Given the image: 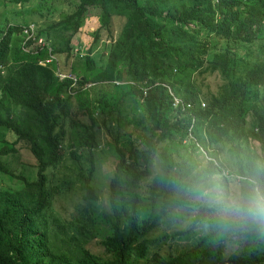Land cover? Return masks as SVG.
I'll return each instance as SVG.
<instances>
[{
    "label": "trees",
    "instance_id": "16d2710c",
    "mask_svg": "<svg viewBox=\"0 0 264 264\" xmlns=\"http://www.w3.org/2000/svg\"><path fill=\"white\" fill-rule=\"evenodd\" d=\"M61 1L0 0L22 19L0 24V132L15 140L0 177L17 184L0 186V264H264V238L230 242L178 215L153 165L225 150L264 163V0H76L55 19ZM91 18L100 26L83 47ZM209 73L222 76L214 95L198 82ZM18 144L35 175L1 161ZM110 153L99 187L95 155ZM72 191L83 203L63 225L55 203Z\"/></svg>",
    "mask_w": 264,
    "mask_h": 264
},
{
    "label": "clouds",
    "instance_id": "9594fccd",
    "mask_svg": "<svg viewBox=\"0 0 264 264\" xmlns=\"http://www.w3.org/2000/svg\"><path fill=\"white\" fill-rule=\"evenodd\" d=\"M155 85L166 86L173 100L179 99L183 106L184 101L168 83ZM153 165L178 215L198 218L206 229L230 242L239 243L251 236L264 238V163L250 162L225 150L187 162L157 156Z\"/></svg>",
    "mask_w": 264,
    "mask_h": 264
},
{
    "label": "rangeland",
    "instance_id": "374dc122",
    "mask_svg": "<svg viewBox=\"0 0 264 264\" xmlns=\"http://www.w3.org/2000/svg\"><path fill=\"white\" fill-rule=\"evenodd\" d=\"M76 3V0H63L61 2H57L53 5V17L55 19H58L59 15L63 13H71L74 11V5ZM11 12H14L13 6L12 5H0V24H7L8 22H14L19 23L21 22L22 19L21 17L16 16L15 14H12ZM38 21V16H35L34 18L30 17L28 18V21ZM115 22L113 23V32L116 31V37L119 35V32L122 28L123 21L121 19L119 20H114ZM100 26V20L97 18H91L89 19L84 27L82 28L80 34L77 36V41L78 43H81L83 47H86L90 41L91 37L94 32L97 31V29ZM106 37V36H104ZM247 47V48H246ZM254 48V47H253ZM26 52H30L29 50H25ZM48 51V56L50 54V49ZM240 53H247L251 52L249 45H246L245 47H241L239 49ZM257 52H254V56L257 57L256 55ZM76 57V56H75ZM74 59L73 61H75ZM76 63V62H75ZM74 63V64H75ZM221 77L220 75H214L210 76V73L207 75L200 76L199 78H204L201 82V80L198 82L201 83V87H204V90L206 88V94L208 93V90H210V95L217 94L221 87L223 86V83L221 82ZM135 84V82H132ZM3 134V137L0 136V150L2 148H5L6 145L12 146L14 143V137L11 136V134L8 131L1 130ZM18 149L17 153L10 154L8 156H3L1 161L6 165V167L11 170L14 174L18 176H24L28 177L30 175H35V170L34 169V163L35 159L34 157L25 149L21 147V144H18L17 147ZM113 160L111 158V153L110 154H96L95 155V163H96V172H95V177L97 181V185L99 187H103V180L105 179V176H107L109 170L111 169V164ZM89 166H86V169H88ZM0 186L3 187H8L11 189H16L17 184L14 183V180H9L7 177H0ZM79 185L77 184L76 187ZM74 191V189H73ZM71 192L68 195H63L56 203L54 207V213L55 216H57V219L60 224H65L66 221L72 219V214L75 211L74 207L75 205H80L83 203L82 197L80 194ZM83 195V194H82ZM173 225V224H172ZM171 225V226H172ZM188 224L186 223L185 225L179 227L181 229L187 228ZM177 229L176 225L172 226L171 228H168L165 232L163 233H170L171 230ZM162 233V234H163Z\"/></svg>",
    "mask_w": 264,
    "mask_h": 264
},
{
    "label": "built area",
    "instance_id": "2783aa9c",
    "mask_svg": "<svg viewBox=\"0 0 264 264\" xmlns=\"http://www.w3.org/2000/svg\"><path fill=\"white\" fill-rule=\"evenodd\" d=\"M25 34H26V36H27V40H33V41H35V37H34V34H35V26H34V25H31L29 28H27V29L25 30ZM37 44L40 45V46H43V47L45 46V43H44V40H43V39H39V40L37 41ZM27 50L30 51V49H27ZM55 61H56V59H55V57H53V56L51 55V50H50L49 57L43 62V64H44V65H46V64H52V63H54ZM59 76H60L61 79L69 78V79L74 80V84H76V82L78 81L77 75H75V74H70V75H68V76H65V75H61V74H59ZM117 84L120 85V83H117ZM146 91H147V90H146ZM146 91H145V92H146ZM174 101H175V104H176V105H179V104H180V100H179V99L174 98Z\"/></svg>",
    "mask_w": 264,
    "mask_h": 264
},
{
    "label": "crops",
    "instance_id": "0c3cea01",
    "mask_svg": "<svg viewBox=\"0 0 264 264\" xmlns=\"http://www.w3.org/2000/svg\"><path fill=\"white\" fill-rule=\"evenodd\" d=\"M98 19V18H97Z\"/></svg>",
    "mask_w": 264,
    "mask_h": 264
}]
</instances>
